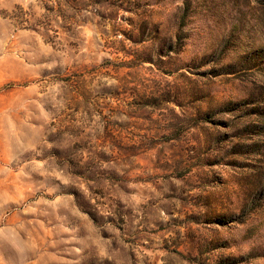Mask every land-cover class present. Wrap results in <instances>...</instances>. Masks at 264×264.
<instances>
[{"label":"rangeland","instance_id":"374dc122","mask_svg":"<svg viewBox=\"0 0 264 264\" xmlns=\"http://www.w3.org/2000/svg\"><path fill=\"white\" fill-rule=\"evenodd\" d=\"M0 264H264V0H0Z\"/></svg>","mask_w":264,"mask_h":264}]
</instances>
